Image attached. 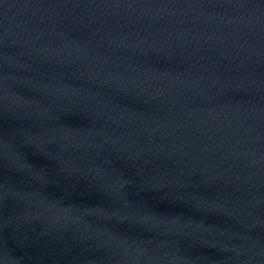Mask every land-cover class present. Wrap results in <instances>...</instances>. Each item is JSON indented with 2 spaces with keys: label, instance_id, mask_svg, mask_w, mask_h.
I'll return each mask as SVG.
<instances>
[{
  "label": "water",
  "instance_id": "obj_1",
  "mask_svg": "<svg viewBox=\"0 0 264 264\" xmlns=\"http://www.w3.org/2000/svg\"><path fill=\"white\" fill-rule=\"evenodd\" d=\"M0 264H264V0H0Z\"/></svg>",
  "mask_w": 264,
  "mask_h": 264
}]
</instances>
